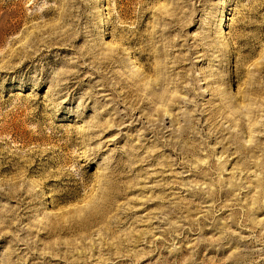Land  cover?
Segmentation results:
<instances>
[{
    "label": "rangeland",
    "instance_id": "rangeland-1",
    "mask_svg": "<svg viewBox=\"0 0 264 264\" xmlns=\"http://www.w3.org/2000/svg\"><path fill=\"white\" fill-rule=\"evenodd\" d=\"M0 264H264V0H0Z\"/></svg>",
    "mask_w": 264,
    "mask_h": 264
}]
</instances>
